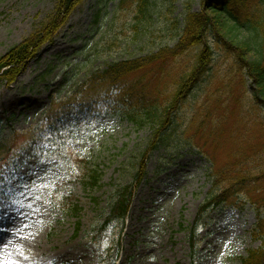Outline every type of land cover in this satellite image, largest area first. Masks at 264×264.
<instances>
[{"label":"rangeland","instance_id":"rangeland-1","mask_svg":"<svg viewBox=\"0 0 264 264\" xmlns=\"http://www.w3.org/2000/svg\"><path fill=\"white\" fill-rule=\"evenodd\" d=\"M136 1L82 0L15 82L0 81V234L12 226L0 241V264H240L262 244L249 233L258 211L245 191L198 214L225 186L214 173L231 147L242 159L255 144L250 164L264 170V104L212 36L204 42L211 62L177 108L167 111L202 45L169 61L158 94H150L158 100L133 108L142 125L113 94L84 109L68 104L50 127L52 99H78L77 88L114 60L173 47L188 8L202 9V0H148L142 15ZM55 6L0 0V56L51 19ZM146 78L153 89L156 78ZM199 128L200 138L192 136ZM97 168V187L86 186ZM257 187L264 191V177ZM120 193L132 195L128 211L108 221Z\"/></svg>","mask_w":264,"mask_h":264},{"label":"trees","instance_id":"trees-1","mask_svg":"<svg viewBox=\"0 0 264 264\" xmlns=\"http://www.w3.org/2000/svg\"><path fill=\"white\" fill-rule=\"evenodd\" d=\"M81 2L82 0H56L53 17L24 40L9 47L5 54L0 56V81L9 84L15 82V77L21 68L37 52L38 45L52 40L55 33L67 21L70 12ZM136 3L137 10L144 15L148 10V0H137ZM201 7L199 12H193L188 8L183 17V32L173 47H161L154 53L136 58L114 60L106 64L103 70L93 72L77 88L76 92L80 94L78 99L73 96L71 101L68 99L62 103L58 102L56 98L52 99L53 104L49 114L47 113V116L50 115V122H52L49 124L50 127L56 126L60 115L70 109L66 107L68 104H71L72 109L75 107L84 109V107H91L98 102L97 97L112 99L113 94L117 99L116 102L122 103L127 109L126 117L133 124L142 125L145 120L138 119L133 108L141 103V107H145V103H149L150 99L158 100L157 96L150 94L152 91H154L153 94H158V90L154 89L159 88L164 73H167L169 61L186 52L190 47L202 45L201 52L194 58L190 74L181 78L179 89L173 94L167 111L177 108V105L191 91L194 83L198 81L211 62L212 51L204 43L206 36H212L218 48L228 55V59L232 60L239 73L240 82L244 83L245 76L249 78L251 87L253 86V99H259L264 104V54L262 55L264 49V0H202ZM149 74L156 78V86L153 89L150 88L149 79L146 78ZM167 122H169V117L165 111L160 127L163 128ZM194 135H198L200 138V128L192 136ZM262 135L264 137V128ZM12 149L19 150L20 148L12 147ZM235 149V147H231L228 163L218 167L214 173L219 182H225V186L218 194L208 198V201L199 209L198 214L202 215L210 205L219 206V204L234 203L236 200L234 196L245 191L251 207L258 211L256 223L250 233L251 236L260 239L262 244L258 248L250 249L247 253L248 256L241 257L240 264H264V255L261 254L264 251V195L258 194V192L264 191L257 187L261 178L264 177V170L253 171L256 167L250 164L255 160L254 158H258L255 144L247 146V150L242 153V159H237L240 149H236L237 152ZM100 178L98 168L92 170L85 185L97 187ZM131 197L130 193H120L116 199L112 200L110 216L107 220L122 218L128 211ZM73 208L77 212V206ZM189 233L191 235L192 231ZM190 241L194 252L196 247L193 245L192 238ZM261 256L262 258H260Z\"/></svg>","mask_w":264,"mask_h":264},{"label":"bare ground","instance_id":"bare-ground-1","mask_svg":"<svg viewBox=\"0 0 264 264\" xmlns=\"http://www.w3.org/2000/svg\"><path fill=\"white\" fill-rule=\"evenodd\" d=\"M4 223H5V222H4V219H2V221H0V226H2ZM7 227H8V226H7ZM7 227H6V228H7ZM11 230H12V226L7 228L6 233H2V234H0V241L3 240V238L8 237V235L11 234Z\"/></svg>","mask_w":264,"mask_h":264}]
</instances>
